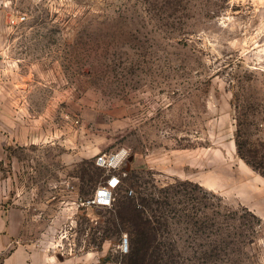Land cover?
Listing matches in <instances>:
<instances>
[{
  "label": "rangeland",
  "instance_id": "1",
  "mask_svg": "<svg viewBox=\"0 0 264 264\" xmlns=\"http://www.w3.org/2000/svg\"><path fill=\"white\" fill-rule=\"evenodd\" d=\"M243 165L264 179V0H0V206L36 204L52 264H264Z\"/></svg>",
  "mask_w": 264,
  "mask_h": 264
},
{
  "label": "crops",
  "instance_id": "2",
  "mask_svg": "<svg viewBox=\"0 0 264 264\" xmlns=\"http://www.w3.org/2000/svg\"><path fill=\"white\" fill-rule=\"evenodd\" d=\"M238 171L244 178H249L251 194L257 195L263 190V178L244 165L239 166ZM253 206L257 208L256 201ZM35 208L36 204H20L16 201L7 208L0 206V264H52L53 257L41 247L46 238L45 233L34 236L30 227V223L39 215L32 216L31 210Z\"/></svg>",
  "mask_w": 264,
  "mask_h": 264
},
{
  "label": "built area",
  "instance_id": "3",
  "mask_svg": "<svg viewBox=\"0 0 264 264\" xmlns=\"http://www.w3.org/2000/svg\"><path fill=\"white\" fill-rule=\"evenodd\" d=\"M126 150H121L114 154L110 155H101L98 156L95 160L96 166L100 168H104L108 171L115 170L126 157ZM120 179L119 176L111 175L110 178L107 180L106 185L98 188L90 200L82 203L81 205H94L101 208L110 207L112 202L114 201L112 197L113 191L119 186ZM264 247V244H263ZM118 249L120 253L127 254L129 252V244L128 239L126 236H123L120 239ZM264 250V249H263ZM107 264H115V263H107Z\"/></svg>",
  "mask_w": 264,
  "mask_h": 264
},
{
  "label": "trees",
  "instance_id": "4",
  "mask_svg": "<svg viewBox=\"0 0 264 264\" xmlns=\"http://www.w3.org/2000/svg\"><path fill=\"white\" fill-rule=\"evenodd\" d=\"M127 205H131L132 208H134V211H136V217L140 218L139 211H137L135 209L133 204L131 202H128ZM121 208H123V203L122 202L121 203H117V205H115V209H116L115 213H119ZM135 236H136L135 239L132 240V249H131V256H129V259H128L129 261L133 260L134 254L136 253V250H137L136 245H139V243H140V240H139L140 239V230L139 231L135 230Z\"/></svg>",
  "mask_w": 264,
  "mask_h": 264
}]
</instances>
